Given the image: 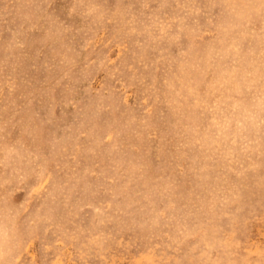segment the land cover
Here are the masks:
<instances>
[{"label": "rangeland", "instance_id": "374dc122", "mask_svg": "<svg viewBox=\"0 0 264 264\" xmlns=\"http://www.w3.org/2000/svg\"><path fill=\"white\" fill-rule=\"evenodd\" d=\"M0 264H264V0H0Z\"/></svg>", "mask_w": 264, "mask_h": 264}]
</instances>
